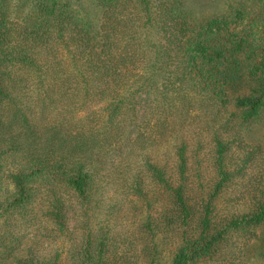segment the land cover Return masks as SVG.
Returning <instances> with one entry per match:
<instances>
[{"label": "trees", "instance_id": "16d2710c", "mask_svg": "<svg viewBox=\"0 0 264 264\" xmlns=\"http://www.w3.org/2000/svg\"><path fill=\"white\" fill-rule=\"evenodd\" d=\"M86 1L0 0V248L33 229L17 264H63L45 238L73 264H264V187L218 208L262 151L231 162L264 111V0L201 20L181 0H95V20Z\"/></svg>", "mask_w": 264, "mask_h": 264}, {"label": "rangeland", "instance_id": "374dc122", "mask_svg": "<svg viewBox=\"0 0 264 264\" xmlns=\"http://www.w3.org/2000/svg\"><path fill=\"white\" fill-rule=\"evenodd\" d=\"M29 1L30 0H14V2L17 4L18 2H20L21 6L24 3H27V5L24 7L25 9L30 8L28 4ZM181 2L184 3L187 11H189L193 15V17L198 18L199 20L209 16L213 17L224 14L231 6L244 7L247 13L250 14L249 17L252 18L258 17L259 13H261V9H260L261 5L259 4L258 0H181ZM86 8L95 20L98 19L99 7L95 0H87ZM250 88L251 85H249L248 88L246 85L244 88H241L240 91L236 93L237 94L244 93ZM238 137L239 139H243V140H239L238 143L234 144L231 147V155H232L231 162L233 159L239 160L241 157L243 158L247 157L246 155L247 152L252 151L256 147H261L262 151L260 154H256L254 156V159L250 161V166L246 167L245 172L243 173L244 176L243 178H245V180H243L242 178L234 180L232 186L219 200L220 204L218 205V208L223 210L221 212V214L223 215L224 213H227V215L237 216L246 213L249 209L247 206H249L250 203L249 192L252 191L253 190L252 188L254 187L257 188H259L260 186L264 187V111L260 115L258 122L250 126L248 129H243L242 133H239ZM251 145L254 147H251ZM239 146H241L240 151L237 150V148L239 149ZM209 151L210 149L206 148L203 154L200 155L201 159L206 158V162L204 166H205V171L207 172L206 173L207 181H209L210 178L213 176L212 174L213 167L208 162ZM134 210L135 208L133 205L130 208V212L135 214ZM99 217H101V214H99ZM17 230L15 236L18 235ZM18 232L21 233L23 232L25 234L27 233L28 234L27 239H25V241L21 244L18 250L14 251L12 254H7L5 249L0 248V264H17V260H20L21 258L26 256L25 254L29 245L33 246L34 238H36V240L39 239V236L37 238V234H35L33 229L32 230L30 229V231L23 230ZM44 240L45 241H41L40 246L38 248L39 249L38 251H40L41 254L43 252V254L49 255L51 257L57 251L60 252L62 251L63 264H73V261L71 260V254L68 255V248H65L64 250H59L61 249L62 246L65 247L61 239H58L57 242L55 243L51 242V240L47 238H45ZM12 242H13L12 244L13 246H18L16 244L17 241L14 238L12 239ZM44 242H46V244H44ZM261 242L262 240H258L256 242L257 246H255L254 244L252 248L248 251V253L250 254V259L252 258V256L261 254V248H260ZM239 244H241V241ZM165 248L164 250L160 248V250L162 252V255L168 256L171 247H168L169 251ZM252 261L256 262L257 259L253 257ZM203 264H217V263L208 262ZM253 264H257V263H253Z\"/></svg>", "mask_w": 264, "mask_h": 264}]
</instances>
